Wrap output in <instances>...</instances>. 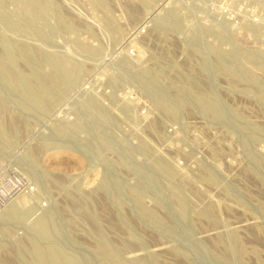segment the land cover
Wrapping results in <instances>:
<instances>
[{
	"label": "rangeland",
	"instance_id": "rangeland-1",
	"mask_svg": "<svg viewBox=\"0 0 264 264\" xmlns=\"http://www.w3.org/2000/svg\"><path fill=\"white\" fill-rule=\"evenodd\" d=\"M0 264H264V0H0Z\"/></svg>",
	"mask_w": 264,
	"mask_h": 264
}]
</instances>
